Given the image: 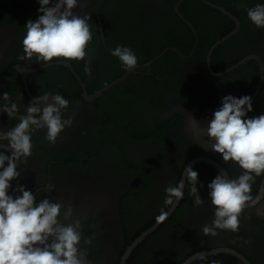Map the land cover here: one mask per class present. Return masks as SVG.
<instances>
[{
    "label": "flooded vegetation",
    "instance_id": "flooded-vegetation-1",
    "mask_svg": "<svg viewBox=\"0 0 264 264\" xmlns=\"http://www.w3.org/2000/svg\"><path fill=\"white\" fill-rule=\"evenodd\" d=\"M260 2L78 0L73 11L90 16L93 34L86 57L89 76L83 61L45 65L22 59L24 26L38 18L39 5L36 0H0V94L10 93L21 112L37 95L59 93L69 101L64 115L73 118L72 126L54 144L44 139V130L34 132L32 155L18 170L20 182L38 201L46 195L72 206V221L82 222L83 264H120L126 248L171 207L165 204V189L183 179L192 160L216 162L231 179L241 174L199 146L204 138L188 120L191 116L205 126L203 120L228 94L251 96L249 116L264 114V30L246 16V9ZM118 45L138 57L133 71L110 55ZM16 123L0 114V128ZM191 167L198 172L204 204L194 205L185 184L175 211L125 264H181L219 248L235 251L249 264H264V218L255 208L244 209L236 233L202 234L214 218L207 184L220 172L207 162ZM263 182L264 176L257 177L252 185L257 207L264 204V190L259 195ZM48 183L54 190L41 192ZM214 262L244 264L225 253L191 264Z\"/></svg>",
    "mask_w": 264,
    "mask_h": 264
},
{
    "label": "clouds",
    "instance_id": "clouds-1",
    "mask_svg": "<svg viewBox=\"0 0 264 264\" xmlns=\"http://www.w3.org/2000/svg\"><path fill=\"white\" fill-rule=\"evenodd\" d=\"M36 3L38 18L24 26L22 59L45 65L52 61H83L84 72L90 76V61L86 59L93 39L90 16L75 14L78 0ZM246 16L257 30H264V2L246 9ZM110 55L126 71L137 67L138 57L127 46L110 49ZM0 102V114H6L7 120H18L10 129L0 128V264H83L82 222L72 221V206L52 202L46 195L38 201L37 194L20 182L18 170L21 162L32 155L34 132L44 130V139L54 144L72 126L73 118L64 115L69 101L59 93L37 95L23 112L8 92L0 94ZM252 112L251 96L237 98L228 94L220 100L211 118L203 120L205 126L201 127L200 121L189 115L188 126L204 138L199 146L218 154L225 165L231 162L241 170L235 179L223 171L207 184L214 218L201 229L206 237H215L218 231L238 232L246 207L255 208L257 217L264 218V204L257 207L259 199L251 194L256 178L264 176V114L249 116ZM183 176L185 180L165 189V204H178L187 184L194 205L202 206L205 199L199 195L198 172L185 166ZM54 188V184L48 183L41 192L51 193ZM166 215L162 213L158 220L163 221Z\"/></svg>",
    "mask_w": 264,
    "mask_h": 264
},
{
    "label": "water",
    "instance_id": "water-1",
    "mask_svg": "<svg viewBox=\"0 0 264 264\" xmlns=\"http://www.w3.org/2000/svg\"><path fill=\"white\" fill-rule=\"evenodd\" d=\"M253 58V57H249L248 59ZM198 162H207L210 165H212L218 172H223L225 171L219 164H217L216 162L210 161L208 159H194L192 160L188 166H192L193 164H196ZM186 176L183 177L182 181L185 180ZM264 190V182L261 186V190H260V194L262 195ZM178 206V204L174 203L173 206H171L165 213H167L165 219L163 221H159L156 220L155 223L149 227L147 230L143 231L139 237L134 240L124 251L122 258H121V263L120 264H125L127 258L134 252V250L136 249V247L138 245H140L147 236H149L150 234H152V232H154L156 229H158L171 215L172 213L175 211L176 207ZM217 253H225V254H230L233 255L237 258H239L244 264H249L242 256L238 255L235 251L227 249V248H219V249H215V250H209V251H202L200 253H197L193 256H190L189 258L185 259L181 264H191L193 262H195L198 258H202V257H208L211 255H215Z\"/></svg>",
    "mask_w": 264,
    "mask_h": 264
},
{
    "label": "trees",
    "instance_id": "trees-1",
    "mask_svg": "<svg viewBox=\"0 0 264 264\" xmlns=\"http://www.w3.org/2000/svg\"><path fill=\"white\" fill-rule=\"evenodd\" d=\"M172 220L170 219V220H168L167 222H166V224H168L169 222H171ZM204 259H207L208 257H203Z\"/></svg>",
    "mask_w": 264,
    "mask_h": 264
}]
</instances>
